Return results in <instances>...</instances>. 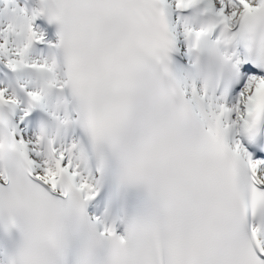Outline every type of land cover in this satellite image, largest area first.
Instances as JSON below:
<instances>
[{"label": "snow or ice", "instance_id": "1", "mask_svg": "<svg viewBox=\"0 0 264 264\" xmlns=\"http://www.w3.org/2000/svg\"><path fill=\"white\" fill-rule=\"evenodd\" d=\"M0 264H264V0H0Z\"/></svg>", "mask_w": 264, "mask_h": 264}]
</instances>
